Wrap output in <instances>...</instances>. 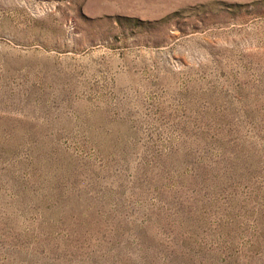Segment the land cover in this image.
Wrapping results in <instances>:
<instances>
[{
	"label": "rangeland",
	"instance_id": "374dc122",
	"mask_svg": "<svg viewBox=\"0 0 264 264\" xmlns=\"http://www.w3.org/2000/svg\"><path fill=\"white\" fill-rule=\"evenodd\" d=\"M0 264H264V0H0Z\"/></svg>",
	"mask_w": 264,
	"mask_h": 264
}]
</instances>
